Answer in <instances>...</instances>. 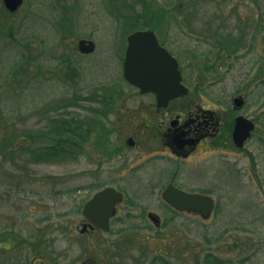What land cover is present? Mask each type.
<instances>
[{
	"label": "rangeland",
	"instance_id": "374dc122",
	"mask_svg": "<svg viewBox=\"0 0 264 264\" xmlns=\"http://www.w3.org/2000/svg\"><path fill=\"white\" fill-rule=\"evenodd\" d=\"M146 1L150 14H165L156 32L159 41H166L176 55L180 52L183 68L193 67L190 87L209 90L203 99L213 107L218 100L231 108L232 97H244L240 113L260 117L254 137L242 151L219 150L204 157L193 171L203 189L211 188L205 192L216 202L210 218L181 213L164 229L133 230L150 222L128 219V213L152 211L162 220L172 216L161 194L141 190L150 169L146 165L138 174L132 169L137 163L143 166L147 156H136L127 144L137 103L123 76L125 24L130 15L144 13L145 3L24 0L10 13L0 0V245L10 247L14 241L7 233L15 234L11 248L23 249L27 264L33 259L41 264L42 256L51 264L50 257L82 264L83 249L99 261L107 252L108 263L117 262L119 250L127 249L139 258L181 250L183 264H207L209 253L228 264H264V60H259L264 59V0ZM82 39L94 41L93 53L80 52ZM218 54L223 60L216 62ZM69 66L78 70L76 80ZM74 94L81 97V107L67 109V116L76 119V127L83 125V135L76 131L63 145L76 158L33 161L28 150L43 141H24L23 134L47 130L54 107ZM107 186L126 196L118 209L125 219L113 226L122 235L81 234L85 204Z\"/></svg>",
	"mask_w": 264,
	"mask_h": 264
},
{
	"label": "flooded vegetation",
	"instance_id": "af4514ba",
	"mask_svg": "<svg viewBox=\"0 0 264 264\" xmlns=\"http://www.w3.org/2000/svg\"><path fill=\"white\" fill-rule=\"evenodd\" d=\"M160 45L168 50V52L174 56L179 62V70L182 76V83L188 89L187 94L180 95L168 101L166 105H160L158 97L153 92L143 93L139 88H134V94L132 98L137 103L133 113L136 114L133 118L132 133L127 144L136 151V156L146 155L144 159V165L137 163L133 168V173L138 174L144 166H148L150 173L148 174V183L139 185L141 190L161 194V203L168 208L172 214L171 217L162 218L155 212L145 210L140 215H133L128 213L126 218L133 220H140L141 224L146 219L149 220L150 224L145 226H134L133 230L142 229L149 232L154 230L166 228L171 222L177 219L178 214L181 213H195L202 217L200 213L193 211H186L172 207L169 202L165 199V193L168 188L173 187L174 189L189 193V194H202L206 195V191L209 189H203L204 183H201L200 179L195 177L193 171L203 164V160L206 161V157L217 154L219 150L231 152L242 151L246 148L247 143L253 139L254 132L251 137L246 141L243 148L237 147L233 139V132L235 128L236 120L239 116H244L248 120H252L257 128L259 124V116L255 118H249L244 114L240 113L242 108L245 107L246 99L242 96L232 97L230 102L232 107L228 106L225 109V101L222 104L220 101H216V107H213L211 103L204 102L203 97L210 96L207 89L190 87L192 82L189 81L188 77H191L194 73L191 65L183 68L180 59L181 55L178 52L176 55L166 45V41L161 40ZM79 47V43H78ZM216 58V56H215ZM187 73V75H186ZM199 86V84H198ZM120 96V94H119ZM242 99L244 102L238 104L236 107L235 100ZM210 101H213L210 99ZM164 102V101H163ZM237 150V151H236ZM205 157V158H204ZM140 184V182H138ZM204 187V186H203ZM148 188V189H144ZM124 193L123 191H121ZM125 195V193H124ZM209 196V195H208ZM210 198L214 199L212 196ZM126 199V196H125ZM124 201H120L115 205V213L110 217V230H101L92 220L84 217L81 224V234L87 236L95 235L97 232L108 235H122V230L113 231L114 224L118 221H124L120 219L118 215L119 204ZM127 202L135 206L137 203L133 200H127ZM215 202V200H214ZM216 206V202H215ZM83 211V210H82ZM83 215V214H82ZM203 218V217H202ZM10 228V227H9ZM13 237L12 244L10 247L2 248L0 245V264H27V257L23 249L17 248L13 251L11 245L16 244V236L10 231L7 233V238ZM140 237H146L148 234H140ZM71 240H74L70 237ZM122 241V240H120ZM131 242V241H129ZM107 248V243H104ZM19 245V243L17 244ZM44 245L45 242H44ZM117 245H119L117 243ZM46 248V247H45ZM1 251L3 253L1 254ZM83 253L86 256L82 258L84 261L82 264H176V256L182 264L185 261V256L181 253V250L176 251L173 254L172 250L167 252L150 253L149 255H141L140 258L137 255H133L128 252L127 249H120L118 256L107 262V252H105L104 259H95L89 252L83 249ZM45 253V252H44ZM176 255V256H175ZM116 256V255H115ZM40 261L41 264H51L42 256ZM50 261L55 264H63L60 257H50ZM39 260L33 259L31 264H36Z\"/></svg>",
	"mask_w": 264,
	"mask_h": 264
},
{
	"label": "water",
	"instance_id": "95a60500",
	"mask_svg": "<svg viewBox=\"0 0 264 264\" xmlns=\"http://www.w3.org/2000/svg\"><path fill=\"white\" fill-rule=\"evenodd\" d=\"M3 2L9 12L15 13L23 5L24 0ZM127 42L124 78L129 84L139 88L143 93H155L160 105H166L171 99L187 94L188 89L182 83L178 60L159 44L152 30L137 31L127 38ZM79 49L82 53L89 54L95 50V44L92 40H80ZM243 102L242 99H236V107ZM254 130L255 123L252 120L239 116L233 132L236 145L243 148ZM124 197L122 192L107 187L94 194L85 204L82 214L101 230L109 231L110 217L115 213V205L123 201ZM165 199L172 207L198 212L204 219L210 218L215 208L212 198L201 194L184 193L173 187L168 188Z\"/></svg>",
	"mask_w": 264,
	"mask_h": 264
},
{
	"label": "trees",
	"instance_id": "16d2710c",
	"mask_svg": "<svg viewBox=\"0 0 264 264\" xmlns=\"http://www.w3.org/2000/svg\"><path fill=\"white\" fill-rule=\"evenodd\" d=\"M142 3H145V8H144V13L140 14H132L129 16V20L125 24L127 30L126 34H131L134 31L141 30V29H153L155 32L159 33V28L162 26L163 22V11L162 10H154L152 14L149 13V7L147 5L146 0H142ZM172 17V16H171ZM173 18V17H172ZM133 20V21H132ZM226 45H231L232 43H225ZM253 45L251 46L252 49ZM229 48V47H227ZM222 49H225L222 47ZM228 52V50H224ZM220 54L216 56L215 61H219ZM223 60V59H221ZM259 60H264V59H259ZM210 68V67H209ZM68 70H71V75L73 76L72 78H76L79 76V72L76 68H73L72 66L68 67ZM59 75V74H58ZM65 76V73H64ZM69 79L66 76V80ZM75 80H73L74 84ZM81 97L79 95L74 94L73 97L69 100H66L65 103L60 104L58 106H55L54 109L52 110V115L48 118L49 124L47 126V130L45 131H40L38 134L33 135V134H26L24 133L22 138L24 141L26 138L29 140H32V142H35L37 138H41V142L44 144V146H40L42 143L35 145V148H30L28 152L32 155L31 157L33 158V161H40L44 162L46 159H50L52 156L56 157L59 155L61 156H66V155H71L73 158H76V153L74 151H68L66 146L63 145L67 142L69 143L70 137H73L75 134L78 133V135H83L81 134V128H83V125H79V127H76L74 121L76 119H71L67 116V109L71 107H81L79 105ZM83 108V107H82ZM86 109V108H85ZM79 122V120H77ZM84 122L82 121L81 124ZM77 131V133H76ZM88 131V129H87ZM91 131V129H90ZM45 141L46 145H45ZM264 143V142H263ZM33 146V145H31ZM76 144L74 145V147ZM264 147V146H263ZM60 153V154H58ZM206 263L207 264H228L229 262L227 260L221 259L218 256L214 254H207L206 255Z\"/></svg>",
	"mask_w": 264,
	"mask_h": 264
}]
</instances>
